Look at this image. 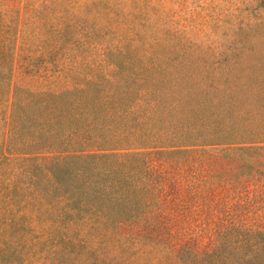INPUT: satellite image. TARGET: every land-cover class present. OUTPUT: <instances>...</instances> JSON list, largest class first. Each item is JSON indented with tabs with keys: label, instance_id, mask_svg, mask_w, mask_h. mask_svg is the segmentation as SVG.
<instances>
[{
	"label": "trees",
	"instance_id": "obj_1",
	"mask_svg": "<svg viewBox=\"0 0 264 264\" xmlns=\"http://www.w3.org/2000/svg\"><path fill=\"white\" fill-rule=\"evenodd\" d=\"M58 1L41 0L37 10L0 11V264H28L33 254L23 252L25 244L48 254H40L39 264H63L65 256L83 249L98 258L96 264H131L120 253L128 244L157 245L155 237L163 244L162 188L147 158L186 147L166 145L163 136L145 129L152 120L148 110L178 103L170 93L149 92L146 83L158 80L170 90L177 76L164 73L166 61L145 64L143 57L130 66L131 51L118 47L149 32L154 1L136 0L133 6L130 0H90L87 8L100 5L97 23L60 8ZM246 1L244 16L234 22L238 29L263 20L264 0ZM161 27L157 23L159 32ZM18 46L41 57L45 71L55 68V79H72L73 86H13ZM212 119L209 124L221 129L228 125L221 117ZM229 231L200 254L162 249L172 264H264V231H236L232 241ZM106 254L114 256L108 260Z\"/></svg>",
	"mask_w": 264,
	"mask_h": 264
},
{
	"label": "rangeland",
	"instance_id": "obj_2",
	"mask_svg": "<svg viewBox=\"0 0 264 264\" xmlns=\"http://www.w3.org/2000/svg\"><path fill=\"white\" fill-rule=\"evenodd\" d=\"M40 1L0 0V11L20 8L24 12ZM89 1L57 3L64 10L77 11L79 18H95L97 23L100 5L87 8ZM130 1L136 6V0ZM143 1H154L148 10L153 26L141 39L118 47L131 51L126 60L130 66L145 57V64L166 61L169 67L164 73L176 74L177 84L170 90L158 80L146 83L149 92L170 93L178 103L173 108L158 105L148 110L152 120L145 129L149 135L163 136L166 145L186 147L147 158L162 188L158 239L163 244L153 236L157 245L133 242L120 253L131 264H172L162 248L200 254L216 246L219 235L230 226L237 229L228 232L229 241L236 231H264V143L244 141L264 139V10L260 23L238 29L234 22L244 16L246 0ZM118 21L125 22L122 16ZM157 23L162 24L160 32ZM89 41L96 45L99 38ZM32 52L18 46L13 86L43 91L73 86L72 79H55V68L45 71L41 57ZM220 82L222 86H216ZM210 101L218 103L210 105ZM217 117L228 121L224 129L209 124ZM27 248L28 244L23 245V252L33 254L26 257L28 264H39L40 254L48 258L41 246ZM113 256L106 254L105 258ZM97 260L83 249L65 256L63 264H96Z\"/></svg>",
	"mask_w": 264,
	"mask_h": 264
}]
</instances>
